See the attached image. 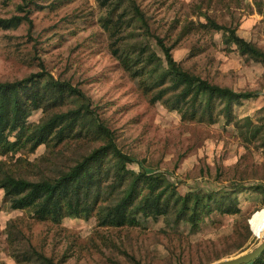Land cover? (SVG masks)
<instances>
[{"label":"rangeland","instance_id":"1","mask_svg":"<svg viewBox=\"0 0 264 264\" xmlns=\"http://www.w3.org/2000/svg\"><path fill=\"white\" fill-rule=\"evenodd\" d=\"M134 1L157 54L164 56L155 39L159 36L184 69L235 91L255 93L234 105L241 127L223 116L213 123L185 120L176 110L151 103L138 79L111 53L106 24L122 11L114 2L0 0V18L26 14L32 21L30 27L24 19L0 27V80L22 78L43 67L71 82L90 97L116 146L132 158L127 167L163 175L181 194L239 189L235 195L241 212L214 211L197 229L184 221L168 224L163 216H138V224L123 226L98 225L95 216L54 222L36 219L28 209L10 208L0 188V264H26L19 257L35 251L57 264H209L247 252L263 239L264 61L226 44L222 30L208 18L236 27L264 52V15L253 0ZM135 28L140 39L145 31ZM43 115L38 109L28 120L37 122ZM101 143L92 137L66 139L54 147L51 163L35 164L47 151L41 144L34 152H18L7 165L17 176L39 179L74 164ZM248 219L250 231L243 226Z\"/></svg>","mask_w":264,"mask_h":264},{"label":"trees","instance_id":"2","mask_svg":"<svg viewBox=\"0 0 264 264\" xmlns=\"http://www.w3.org/2000/svg\"><path fill=\"white\" fill-rule=\"evenodd\" d=\"M253 1L264 15L262 0ZM27 2L19 8L24 10ZM102 2H114L122 8L112 24H106L110 50L121 66L138 79L151 103L158 101L185 120L213 123L223 116L227 123L239 125L234 105L255 93L235 91L184 69L173 58L171 46L159 36L155 39L164 56L157 54L147 39V22L134 0H126L127 4L122 0ZM23 19L30 27L32 21L26 14L0 18V27L16 26ZM208 23L222 30L224 42L234 44L239 53L264 61V52L240 36L236 27L218 24L210 18ZM135 26L145 31L140 39L133 33ZM129 27L124 37L122 34ZM38 109L43 117L30 122L29 116ZM80 137L98 138L103 143L54 175L30 179L17 176L7 165L18 152H34L41 144L46 146V153L31 162L51 163L56 155L52 152L55 146ZM0 156L4 157L0 159V188L9 207L28 209L39 220L60 222L64 217L95 216L98 225L123 226L138 224V216H163L168 224L184 221L197 229L214 211L241 212L235 195L239 189H196L181 194L163 175L127 167L132 158L116 146L112 132L91 107L90 97L43 67L22 78L0 80ZM243 226L250 231L247 221ZM254 233L261 235L258 230ZM19 259L26 264H57L37 251ZM245 264H264V251Z\"/></svg>","mask_w":264,"mask_h":264},{"label":"water","instance_id":"3","mask_svg":"<svg viewBox=\"0 0 264 264\" xmlns=\"http://www.w3.org/2000/svg\"><path fill=\"white\" fill-rule=\"evenodd\" d=\"M248 223H249V219H248ZM263 251H264V237L258 244H256L247 252L209 264H245L252 261L256 256L260 255Z\"/></svg>","mask_w":264,"mask_h":264},{"label":"bare ground","instance_id":"4","mask_svg":"<svg viewBox=\"0 0 264 264\" xmlns=\"http://www.w3.org/2000/svg\"><path fill=\"white\" fill-rule=\"evenodd\" d=\"M263 227H264V224H263ZM262 232L264 233V231L262 230Z\"/></svg>","mask_w":264,"mask_h":264}]
</instances>
